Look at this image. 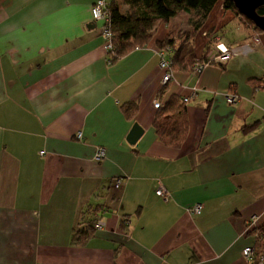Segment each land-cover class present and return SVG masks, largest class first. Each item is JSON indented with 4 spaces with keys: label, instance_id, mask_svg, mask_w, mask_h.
<instances>
[{
    "label": "crops",
    "instance_id": "1",
    "mask_svg": "<svg viewBox=\"0 0 264 264\" xmlns=\"http://www.w3.org/2000/svg\"><path fill=\"white\" fill-rule=\"evenodd\" d=\"M97 1L0 0V264H250L242 251L264 224V33L246 56L193 73L209 41L234 49L256 32L218 2L196 33L180 13L112 60ZM192 33L195 63L163 87L158 43ZM183 99L175 149L153 123Z\"/></svg>",
    "mask_w": 264,
    "mask_h": 264
},
{
    "label": "trees",
    "instance_id": "2",
    "mask_svg": "<svg viewBox=\"0 0 264 264\" xmlns=\"http://www.w3.org/2000/svg\"><path fill=\"white\" fill-rule=\"evenodd\" d=\"M222 2L226 11L232 12L236 17L243 20L244 23L251 24V27L257 30L253 23L241 16L232 0H113L108 4L106 13L110 32L112 34V50L109 55L112 60L126 54L129 50L147 44L153 37L156 27L159 23H166L180 13H192L191 26L196 33L207 20L216 3ZM257 14L264 16V6L257 9ZM192 33L184 37V41L176 48L173 38L167 39L163 43H158L159 49L167 47L175 52L172 61V69L191 68L195 63L193 48L188 39H191ZM178 38L177 41L181 40ZM211 42L209 41L210 46ZM212 45V44H211ZM209 47L206 49V53ZM174 62V63H173ZM193 71V67L191 68ZM170 111L160 110L154 120L153 128L158 140L167 147L179 149L183 146L187 134L188 125L186 119L185 103L177 104ZM135 111V106L125 107L124 113ZM128 115V114H127ZM93 227H85L73 234V242L82 243L91 236ZM254 238L252 249L253 258L250 264H258L260 258L264 259V224L259 229H254L249 233Z\"/></svg>",
    "mask_w": 264,
    "mask_h": 264
},
{
    "label": "built area",
    "instance_id": "3",
    "mask_svg": "<svg viewBox=\"0 0 264 264\" xmlns=\"http://www.w3.org/2000/svg\"><path fill=\"white\" fill-rule=\"evenodd\" d=\"M108 3L104 0L97 1L92 7H91V16L94 21H101L103 22L102 27V36L104 38L105 44L104 47L107 51L112 50V34L110 32L109 26H108V20H107V9ZM251 44L253 45H259L260 44V37L259 34H255L253 38H251V43L241 45L239 47H236L234 49H229L226 47H223L222 45H218L212 50L208 51L205 55V61L201 64L195 65L193 67V73L200 74L202 71L210 66V65H222L225 63L228 59H230L232 56H246L251 51ZM168 48L161 49L157 53L160 58L159 62V68L162 71V77H161V85L164 87L166 86L173 78L174 72L172 69V63L170 60L166 58V55L168 53ZM228 104H235L238 101L237 95H231L226 99ZM183 102L186 103L187 99H183ZM160 103L155 102L154 108L159 109ZM80 138V135L77 136ZM43 153H41L42 155ZM105 157V151L104 149L100 148L98 149L95 160L97 162H100ZM120 180H116L114 183V188L118 190L120 188ZM156 195L160 198H166V191L163 187H159L156 190ZM202 205H195L192 207L189 211L193 214H200L202 211ZM103 223L102 222H96L93 225L94 231H99L102 229ZM243 258L250 262L253 258V249L252 246L245 247L242 251ZM264 259L260 258L258 264H263Z\"/></svg>",
    "mask_w": 264,
    "mask_h": 264
},
{
    "label": "water",
    "instance_id": "4",
    "mask_svg": "<svg viewBox=\"0 0 264 264\" xmlns=\"http://www.w3.org/2000/svg\"><path fill=\"white\" fill-rule=\"evenodd\" d=\"M237 12L253 23L254 27L264 33V16L257 14V9L264 6V0H232ZM143 135V129L135 123L128 136L127 142L134 145Z\"/></svg>",
    "mask_w": 264,
    "mask_h": 264
},
{
    "label": "rangeland",
    "instance_id": "5",
    "mask_svg": "<svg viewBox=\"0 0 264 264\" xmlns=\"http://www.w3.org/2000/svg\"><path fill=\"white\" fill-rule=\"evenodd\" d=\"M236 18H237L239 21L236 20V21H238V22H233V23H232V26H233V27H235L236 25H239V26H240V23H242L241 26H243V28H244V25H245V26L249 25V23H247V24L244 23L243 20H241L240 18H238V17H236ZM249 26L251 27V24H250ZM240 29H242V27H241ZM242 30H243V29H242ZM237 33H240V32H239V31L234 32L235 36H236V37H239V35H238ZM243 33H247V32L245 31V32H243ZM258 33H259L258 31L255 32V34H258ZM260 33H262V32H260ZM249 34H250V33L248 32V35H249ZM255 34H253L251 38H253V37L255 36ZM244 35H245V34H244ZM259 37H260V36H259ZM208 38H209V37H208ZM251 38H250V39H251ZM218 45H220V44H215V45L212 44V45L208 46V47H209V51L212 50L213 48H215V47L218 46ZM222 46H223V45H222ZM239 46H241V45H239ZM239 46H237V47H239ZM226 48H227V47H226ZM229 49H230V48H229ZM200 64H201V63H200ZM223 64H224V63H223Z\"/></svg>",
    "mask_w": 264,
    "mask_h": 264
}]
</instances>
